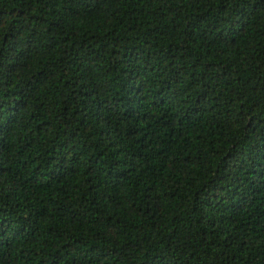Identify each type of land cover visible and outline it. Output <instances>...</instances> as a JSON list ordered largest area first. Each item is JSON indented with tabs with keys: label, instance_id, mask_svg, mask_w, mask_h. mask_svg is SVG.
I'll list each match as a JSON object with an SVG mask.
<instances>
[{
	"label": "trees",
	"instance_id": "1",
	"mask_svg": "<svg viewBox=\"0 0 264 264\" xmlns=\"http://www.w3.org/2000/svg\"><path fill=\"white\" fill-rule=\"evenodd\" d=\"M0 264H264V0H0Z\"/></svg>",
	"mask_w": 264,
	"mask_h": 264
}]
</instances>
